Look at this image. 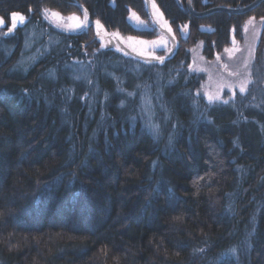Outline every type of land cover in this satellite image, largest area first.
I'll use <instances>...</instances> for the list:
<instances>
[{
	"label": "trees",
	"instance_id": "obj_1",
	"mask_svg": "<svg viewBox=\"0 0 264 264\" xmlns=\"http://www.w3.org/2000/svg\"><path fill=\"white\" fill-rule=\"evenodd\" d=\"M43 9L87 20L48 28L54 43L23 68L12 16L42 22ZM249 19L247 91L206 102L192 49L212 59ZM160 29L175 40L163 62L111 41ZM0 264H264V0L200 16L186 0H0Z\"/></svg>",
	"mask_w": 264,
	"mask_h": 264
},
{
	"label": "rangeland",
	"instance_id": "obj_2",
	"mask_svg": "<svg viewBox=\"0 0 264 264\" xmlns=\"http://www.w3.org/2000/svg\"><path fill=\"white\" fill-rule=\"evenodd\" d=\"M54 13L56 12L43 9L42 22L33 23L27 19L22 21L24 23L21 28L23 33L21 51L23 55H21L19 63L22 64L23 68L35 62L54 43L48 28L52 27L58 30L74 32L84 26L85 20L83 17L78 15H54ZM129 20L134 25L141 24L133 13L129 14ZM18 24H21V21L17 18L16 25ZM260 26V21L249 19L243 26L242 39L237 41L232 38L230 44L220 53L215 54L210 60L203 58L199 46L192 49L191 62L188 69L200 76L201 81L197 94L201 95L206 102L216 103L228 99L231 100L233 95L243 94L247 91L251 82L249 74H251L250 69L253 64V54H255L254 47L255 42L258 40ZM116 39L125 47H127L125 43H133L134 53L149 58L158 57L156 53L159 50L169 53L171 46L169 39L164 33H159L152 40L122 37L124 43L119 38L114 37L111 41L114 43ZM127 49L129 48L127 47ZM241 87L244 88L243 92L240 91ZM209 96L213 97L211 102L209 101ZM142 101L145 106L144 112L147 115L151 109V99H149L148 95H145ZM253 132L252 129L248 128L245 135L249 136Z\"/></svg>",
	"mask_w": 264,
	"mask_h": 264
},
{
	"label": "water",
	"instance_id": "obj_3",
	"mask_svg": "<svg viewBox=\"0 0 264 264\" xmlns=\"http://www.w3.org/2000/svg\"><path fill=\"white\" fill-rule=\"evenodd\" d=\"M262 0H253L251 3H249L248 5L246 6H243V7H240V8H234V9H229V8H212L211 10H207V11H203V12H195L191 6H190V2L189 0H186V7L189 11V13H191L193 16H200V15H204L205 13H208V12H211V11H215V10H224V11H227V12H230V13H241L243 11H247L249 9H252L253 7H255L257 4H259ZM161 32H163L167 38L169 39L170 43H171V46H170V51L168 53V55L172 53V51L174 50V47H175V40L173 39V37L171 35H169V32H167L165 29H160ZM116 44L124 51L126 52L127 54L129 55H134V56H137L139 58H142V59H153L152 57H145V56H141V55H138L136 53H134L133 51L127 49V47H125L121 42H119L117 39L115 40Z\"/></svg>",
	"mask_w": 264,
	"mask_h": 264
},
{
	"label": "snow or ice",
	"instance_id": "obj_4",
	"mask_svg": "<svg viewBox=\"0 0 264 264\" xmlns=\"http://www.w3.org/2000/svg\"><path fill=\"white\" fill-rule=\"evenodd\" d=\"M54 15H58V13H54ZM17 18H18L19 21H21V22L24 21V19H25L22 15H20V14H18V13H14L13 16H12V19H13V27L16 26ZM85 20H87V14H85ZM97 23H99V22H97ZM11 31H12V28H9V32H11ZM156 59L159 60V61H161V62H163L164 57H162V56H161V57H156ZM118 91L123 92L124 89H118ZM240 91L243 92V91H244V88L241 87ZM127 95H128L129 97H131V96H134L135 93H128ZM212 99H213V97L209 96V101H210V102L212 101ZM217 99H218V97H217ZM224 103H228V101H224ZM123 106H124V102L122 101V103H121V107H123ZM130 119H133V120H134L135 117H130ZM147 126H148L149 129L152 130L154 133H158V126H157V125H154V124L151 122V115L149 116V119H148V122H147ZM170 142H171V138H170Z\"/></svg>",
	"mask_w": 264,
	"mask_h": 264
}]
</instances>
